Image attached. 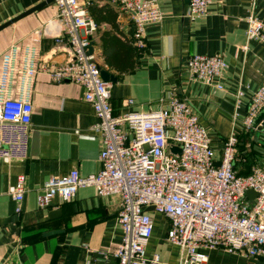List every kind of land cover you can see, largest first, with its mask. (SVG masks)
Returning <instances> with one entry per match:
<instances>
[{
	"label": "crops",
	"instance_id": "0c3cea01",
	"mask_svg": "<svg viewBox=\"0 0 264 264\" xmlns=\"http://www.w3.org/2000/svg\"><path fill=\"white\" fill-rule=\"evenodd\" d=\"M41 1L0 0V24ZM157 2L163 18L159 23L146 25L145 45L141 49L133 44L130 12L107 1L92 3L95 9L109 7L99 12L91 43L100 68L115 77L108 81L113 114L155 109L160 101L174 94L187 100L197 113L215 158L221 155L224 141L233 135L238 139V159L234 163L238 173L247 174L254 165L264 168V151L252 148V137L259 125L249 132L243 125L252 93L264 79V42L247 39L245 17L252 10L264 18V0H212L205 15H188L189 0ZM56 14L52 1L0 29V56L15 42L34 45L39 64L27 87L33 105L27 158L0 159V264L114 263V256L103 252L122 237L116 196H99L87 186L79 188L70 200L54 197L47 207L38 206L36 201L38 191L50 176H61L71 169L87 175L100 168L101 142L92 129L96 116L83 98V88L71 81L55 82L40 67L63 63L69 55ZM104 33L113 37L108 44L113 56L126 57L123 43L135 47L131 70L120 72L105 62ZM57 35L61 36L58 41ZM244 45L246 49L242 48ZM192 54L223 55L227 64L223 75L208 83L190 77L185 61ZM128 99L132 104L127 105ZM19 174L26 177V191L21 212L17 213L10 192ZM149 212L153 232L147 256L158 253L162 261L177 262L179 247L166 240L168 219L156 211ZM50 231L57 232L45 234ZM204 252L205 264H264V259L246 258L223 249Z\"/></svg>",
	"mask_w": 264,
	"mask_h": 264
},
{
	"label": "built area",
	"instance_id": "2783aa9c",
	"mask_svg": "<svg viewBox=\"0 0 264 264\" xmlns=\"http://www.w3.org/2000/svg\"><path fill=\"white\" fill-rule=\"evenodd\" d=\"M95 0H53L56 17L69 46L60 64L41 65L55 82L71 81L83 88L96 122L92 129L101 142L100 168L81 175L71 169L50 176L37 193L38 206L47 207L54 197L70 200L81 187L91 186L99 196L119 199L117 221L121 240L104 250L114 263L107 264H205L206 249H223L246 258L264 259V168L254 165L247 174L235 168L238 139L229 136L221 155L214 157L207 130L191 104L170 94L157 108L114 115L111 83L103 80L95 58L91 35L98 24L88 6ZM131 13L137 49L145 45L146 25L159 23L163 12L157 0H102ZM212 0H189L188 15H205ZM246 37L264 42V18L252 10L245 17ZM44 31V30H43ZM60 35L56 40H60ZM246 49V45L242 46ZM221 54H192L185 67L200 83L220 78L226 69ZM39 68L34 45L12 43L0 56V159L25 160L28 155L33 105L28 84ZM220 88L219 84H215ZM127 100V105L132 104ZM264 121V79L252 93L244 129L251 131ZM178 147L180 153L172 152ZM215 162H219L216 165ZM26 177L19 174L10 195L21 212ZM256 196L249 199L247 190ZM169 221L166 240L179 247L177 262L162 261L158 253L148 257L153 217L146 207Z\"/></svg>",
	"mask_w": 264,
	"mask_h": 264
},
{
	"label": "water",
	"instance_id": "95a60500",
	"mask_svg": "<svg viewBox=\"0 0 264 264\" xmlns=\"http://www.w3.org/2000/svg\"><path fill=\"white\" fill-rule=\"evenodd\" d=\"M53 0H43L41 1L40 3L34 5L33 7L23 11L22 13H20L19 15L5 21L4 23L0 24V29L12 24L13 22H15L16 20L20 19L21 17H24L34 11H36L37 9L41 8L42 6L46 5L47 3H50L52 2ZM92 51V46L89 47V52ZM101 76L103 78V80L105 81H114L115 80V77L113 75H111L110 73H108L106 70L104 69H101ZM258 131L255 132V135L252 137V140L254 141V144L252 145V148L253 150H256L258 152H262L264 151V121L262 122V125L259 126L257 128ZM262 137V138H260ZM170 150L172 152H178L180 153V149L178 147H171ZM216 165H219L220 163L219 162H215ZM246 196L249 198V199H252L253 197L256 196V193L249 189L246 191ZM154 207L153 206H148L146 207V210L149 211V210H153ZM54 232H57V231H50V232H47L45 233L46 235H49V234H52Z\"/></svg>",
	"mask_w": 264,
	"mask_h": 264
},
{
	"label": "trees",
	"instance_id": "16d2710c",
	"mask_svg": "<svg viewBox=\"0 0 264 264\" xmlns=\"http://www.w3.org/2000/svg\"><path fill=\"white\" fill-rule=\"evenodd\" d=\"M93 3V2H92ZM92 3L88 6L90 10V14L94 17V19L99 22V12L101 11H107L109 10V7L106 5H103L102 7H99V9L92 8ZM106 33L102 35V45H103V54L105 62L108 64V66L115 68L116 70L120 72H127L128 70H131L134 67L135 59V47L132 46L130 43H123V53L126 54V57L123 55L120 56H113V54L110 53L108 50V44L112 42V36L106 37Z\"/></svg>",
	"mask_w": 264,
	"mask_h": 264
},
{
	"label": "rangeland",
	"instance_id": "374dc122",
	"mask_svg": "<svg viewBox=\"0 0 264 264\" xmlns=\"http://www.w3.org/2000/svg\"><path fill=\"white\" fill-rule=\"evenodd\" d=\"M262 138V137H261Z\"/></svg>",
	"mask_w": 264,
	"mask_h": 264
}]
</instances>
